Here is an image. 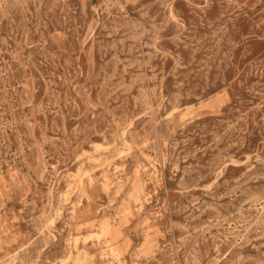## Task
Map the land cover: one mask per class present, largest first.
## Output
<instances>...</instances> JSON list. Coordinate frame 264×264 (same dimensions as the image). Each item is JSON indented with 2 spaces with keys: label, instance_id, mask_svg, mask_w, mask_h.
<instances>
[{
  "label": "rangeland",
  "instance_id": "rangeland-1",
  "mask_svg": "<svg viewBox=\"0 0 264 264\" xmlns=\"http://www.w3.org/2000/svg\"><path fill=\"white\" fill-rule=\"evenodd\" d=\"M0 264H264V0H0Z\"/></svg>",
  "mask_w": 264,
  "mask_h": 264
}]
</instances>
